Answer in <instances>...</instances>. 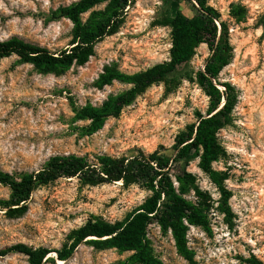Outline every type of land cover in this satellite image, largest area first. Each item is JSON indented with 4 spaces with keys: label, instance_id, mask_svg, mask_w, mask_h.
<instances>
[{
    "label": "rangeland",
    "instance_id": "rangeland-1",
    "mask_svg": "<svg viewBox=\"0 0 264 264\" xmlns=\"http://www.w3.org/2000/svg\"><path fill=\"white\" fill-rule=\"evenodd\" d=\"M77 0H0V39L19 37L57 52L71 40L69 20L49 21L51 12ZM230 24L234 58L221 72L220 83L229 82L238 91L233 124L219 133L227 155L214 168L227 175L225 185L232 192L233 224L218 210L220 193L198 168V160L187 167L199 178L201 188L212 199L209 211L212 233L191 227L189 247L196 264H248L256 256L264 263V37L257 23L264 14V0H209ZM232 5L247 8L244 22L230 17ZM194 15L184 0H136L127 9L119 33L100 42L95 55L82 67L72 66L61 76L42 75L17 56L0 63V170L20 174L38 170L55 155L77 154L93 159L98 155L120 157L134 149L152 153L171 147L179 132L196 121L195 113H206L209 98L190 80L204 69L210 57L207 45L170 78V83L149 88L126 107L119 118H110L93 136L81 137L73 123L75 106L102 104L130 86L114 82L99 90L95 81L106 65L116 64L125 73H135L169 60L170 29L159 25L176 11ZM87 17V16H86ZM221 90L224 88L219 85ZM182 165L177 166V171ZM149 192L139 185L122 183L85 186L78 179H61L34 191L20 206L25 215L9 216L0 207V264H29L27 256L2 251L24 243L31 247L60 249L71 230L91 216L107 221L123 220L140 206ZM11 190L0 184V200H10ZM18 206H13L16 208ZM155 255L164 264H190L175 247L172 234L149 227ZM130 254L97 251L82 244L73 256L61 263L55 256L44 264H118Z\"/></svg>",
    "mask_w": 264,
    "mask_h": 264
},
{
    "label": "trees",
    "instance_id": "trees-1",
    "mask_svg": "<svg viewBox=\"0 0 264 264\" xmlns=\"http://www.w3.org/2000/svg\"><path fill=\"white\" fill-rule=\"evenodd\" d=\"M135 1L77 0L60 6L51 12L49 21L66 19L72 23L71 40L65 48L52 52L19 37L0 39V63L17 56L20 63L32 65L38 73L55 76L64 75L72 66H85L95 55L100 42L119 33L126 22L127 9ZM184 1L191 5L192 17L178 10L159 22L171 30L169 60L132 74L122 72L116 64L106 65L94 86L102 90L119 82L130 86L129 89L110 96L102 106L91 103L72 106V122L87 123L75 130L81 137L93 136L110 118H119L126 107L152 86L163 83L168 86L170 78L194 58L197 49L207 45L210 57L204 69L190 80L196 82L209 98L208 109L205 114L196 112V121L178 133L171 156L164 154L165 147L152 153L134 149L129 155H98L93 159L77 154L55 155L31 172L11 174L0 170V184L11 190V199L0 200V207L7 208L12 218L26 214L28 207L20 206L21 201L27 200L37 189L61 179H78L82 185L91 187L119 182L125 187L139 185L149 192V196L123 220L110 222L100 216H91L82 226L70 231L60 249L34 248L19 243L2 251V256L19 253L27 256L29 264H44L51 254H55L58 260L67 261L82 244H86L97 251L114 249L121 254H130L118 264H164L155 255L149 237V227L156 224L164 234H172L178 254L190 264H196L195 252L189 247L190 228L212 233L209 219L212 199L201 188L197 175L187 170L196 160L198 168L220 193L218 210L232 226L234 213L229 202L233 194L225 185L227 175L213 166L227 155L219 133L235 121L233 112L238 103L236 87L219 81L221 72L234 58L230 24L209 0ZM247 15L246 7L231 6L230 17L237 24L244 22ZM257 25L263 27L264 37V14ZM178 165H182L181 171H177ZM15 205L18 207L13 208ZM245 262L264 264L256 256Z\"/></svg>",
    "mask_w": 264,
    "mask_h": 264
},
{
    "label": "bare ground",
    "instance_id": "bare-ground-1",
    "mask_svg": "<svg viewBox=\"0 0 264 264\" xmlns=\"http://www.w3.org/2000/svg\"><path fill=\"white\" fill-rule=\"evenodd\" d=\"M119 184H121V182H119ZM51 256H55V254H51ZM61 263H64L63 261H61Z\"/></svg>",
    "mask_w": 264,
    "mask_h": 264
}]
</instances>
